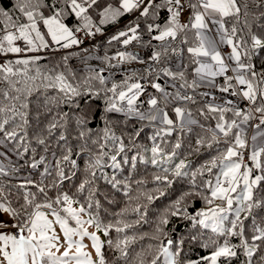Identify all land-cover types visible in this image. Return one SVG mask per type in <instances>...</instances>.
<instances>
[{"label":"snow or ice","instance_id":"obj_1","mask_svg":"<svg viewBox=\"0 0 264 264\" xmlns=\"http://www.w3.org/2000/svg\"><path fill=\"white\" fill-rule=\"evenodd\" d=\"M132 13L138 15L106 42L120 49L97 57L104 66L88 67L79 80L56 66L42 71L44 57L32 54L78 47ZM261 21L264 0H14L11 9L0 4V81L7 85L0 90L7 101L0 102V264H109V256L112 264L121 258L126 264L137 240L127 233L146 222L141 197L152 202L165 195L159 188L158 195L131 194L138 162L158 169V185L171 187L187 177L190 187L161 211L153 234L139 237L154 243L137 252L133 264H264V218L253 220L247 232L245 224L264 210ZM134 43L150 54L128 50ZM69 58L62 57L65 65ZM173 58L181 61L175 70ZM124 65L129 68L117 82L112 71ZM40 87L56 94L38 111L30 137L27 98ZM41 115L51 117L43 128ZM98 117L96 130L91 125ZM200 118L214 125L205 127ZM134 121L140 127H128ZM193 125L204 133L194 151L225 146L195 170L179 159ZM145 127L153 129L151 147L138 143ZM74 156L87 157L83 169ZM126 166L129 176L121 179ZM206 174L211 178L203 179ZM101 181L122 189L132 205L108 222L101 216ZM197 199L204 207L189 211ZM130 214L137 218L129 221ZM174 219L186 222L184 234L169 229ZM189 248L208 252L190 258Z\"/></svg>","mask_w":264,"mask_h":264},{"label":"trees","instance_id":"obj_2","mask_svg":"<svg viewBox=\"0 0 264 264\" xmlns=\"http://www.w3.org/2000/svg\"><path fill=\"white\" fill-rule=\"evenodd\" d=\"M14 3V0H0V4H2L5 8L11 9L12 4ZM138 15V13H132L125 15L120 18L118 23L116 24H108L104 26V34L100 35L99 39L95 41L92 44L79 46L76 48H70L60 53L55 54H41V53H32L38 54L42 57L39 61V65L41 67L42 71H47L48 69L53 68L56 66L57 71H63L65 73L71 71L76 74V79L79 80L85 76H87L89 73L87 72L88 67H103L100 59H97L96 56L91 55L92 52H95L98 54V57H102L105 52H107L109 55L120 49V45H114L109 47L107 45L108 38L117 33L120 30H123L125 26L134 19V17ZM162 15H164L162 13ZM258 15V14H257ZM98 22V21H97ZM71 24L75 23V19L72 18ZM260 23L264 24V21H261ZM43 31V28L41 29ZM254 31H257L258 34H260L258 30V26H254ZM99 45L97 48L96 46ZM129 47H132L134 51H138L141 54V50H144L142 52V56L145 58L150 54L148 49L140 48L139 45H136L135 43L133 45H129ZM84 49H87L88 51H83ZM73 53H79V55H73ZM68 55L70 58L67 61V65L64 64L62 57ZM264 55V54H262ZM15 57L12 56L9 59H14ZM96 64H93V63ZM177 62V63H176ZM180 59L179 58H173L172 66L175 70L176 68L180 67ZM140 67V66H138ZM137 67V68H138ZM124 75V71H118L115 72V74L112 76L115 81L119 82ZM39 84V81L37 82ZM7 88V85L5 82L0 81V90H4ZM171 90V89H169ZM149 92H152V89H149ZM55 90L47 89L45 90L43 87H40L39 91L33 92L31 96L27 98V102L29 105L28 111H29V119L31 121V125L29 128V135L31 137L32 131L37 127V120L36 116L38 111H42V106L44 105L46 98L54 96ZM0 102L7 103V101H3V98L0 97ZM81 106H83V102L81 103ZM55 110V109H54ZM64 111H67L68 109L66 107L63 108ZM121 115V119H122ZM51 117L47 115H41L39 119V127L43 128L44 125L50 120ZM201 124H204L205 127H211L214 125V121H204L203 118H200ZM100 126V119L99 117L97 120L91 125L96 130H99ZM128 127H140V124L138 122H133L132 124H129ZM117 134H120V129L117 128ZM153 129L151 127H145L144 132L142 133L141 137L138 140V143L147 147H151V141L149 140V137L152 134ZM203 131L201 130V127L199 125H193L191 132H186L182 139V147L179 150L180 156L179 159H185L186 162H191V169L195 170L198 168L201 164H204L205 162L209 161L213 156L217 155V148L223 149L225 146L223 144L214 146L212 149H208L206 147H202L199 152L194 151L196 148V140L199 136L203 135ZM171 143H174L176 140V136L173 135L169 138ZM71 143L74 145V152L78 150V145L76 144L75 138L71 139ZM53 150H55V146L53 144ZM150 155V154H146ZM75 159H77L78 164L80 165V168L83 169L84 162L87 159V157L84 156H74ZM49 159H51V156H49ZM247 161V160H246ZM29 170L25 169L22 175L27 174ZM217 169L213 170V173L215 174ZM130 169L129 167H125L124 172L121 174L120 178L124 179L129 176ZM154 174H161L159 173L158 169L153 167L151 164H143L138 162L137 168L134 172H131V180H132V195L136 196L139 193L148 192L151 194H157L156 189L159 188L161 191L165 192V195L159 196L158 199L147 202L141 197L140 203L146 204L147 212L145 215V221L142 222L139 225H136L133 229L128 231V235H135L137 236V240L135 243L131 244L129 246V259L126 262V264H133V260L135 257V254L137 252H140L142 248H146L148 244L154 243L150 239H143L140 240L139 237L143 236L145 234L151 235L154 233L155 229V223L159 217V214L161 211L167 207L171 202H173L183 191H187L190 187V180L189 178L185 177L183 179H179L176 182L172 184L171 187H167L165 185H158L153 181ZM34 179H39L38 176L33 177ZM171 178V177H170ZM211 177L209 175H205L203 179H210ZM136 180H143L145 183H143L140 186H137L135 184ZM200 178L198 177V182ZM78 182V180L76 181ZM13 184L19 183V179H13ZM99 186V198L101 200V204L103 206V209L105 211L101 212V216L105 220V222L112 221L113 220V214L116 212H119L121 209L125 208L126 206L129 207V209L132 207V205L127 204L128 198L124 195V192L122 189H113L110 185H107L104 182H98ZM68 185L65 184V188H67ZM261 188H264V184L261 185ZM35 191V189H33ZM52 195V193H50ZM204 207L203 201L201 200H195L192 207H190L189 211H194L195 209ZM106 212V214H105ZM129 221L136 219L137 217L135 214H130L126 217ZM261 218H264V210H257V214L253 219H250L245 222L246 224V232L251 230V226L253 223V220L259 221ZM175 228L176 232L178 234H184L186 230H188V225L186 222H180L176 221L175 219L173 222L169 225V229ZM112 238L115 240L118 238V234L116 232H112L110 234ZM107 237L105 238V240ZM208 250L206 249H200L197 248L195 250L189 248L187 250L186 255L190 258H196L201 255H206ZM243 257H241L242 259ZM109 264H112V257L109 256ZM120 264H125V261L123 258H121ZM234 264H240L239 261H235Z\"/></svg>","mask_w":264,"mask_h":264},{"label":"built area","instance_id":"obj_3","mask_svg":"<svg viewBox=\"0 0 264 264\" xmlns=\"http://www.w3.org/2000/svg\"><path fill=\"white\" fill-rule=\"evenodd\" d=\"M100 35L98 34L95 38H88V39H85V42L80 45V46H84V45H89V44H92L94 43L95 41H97L99 39ZM77 46H73L72 48H76ZM79 47V46H78ZM67 49H62V50H58V51H51V50H44V51H41L40 53L41 54H55V53H60V52H63ZM12 57V56H9L8 59ZM3 57H0V62H3ZM246 104V102H245ZM241 106H244L243 104ZM254 123V122H253ZM245 160H247V152H245ZM14 231V230H13Z\"/></svg>","mask_w":264,"mask_h":264},{"label":"rangeland","instance_id":"obj_4","mask_svg":"<svg viewBox=\"0 0 264 264\" xmlns=\"http://www.w3.org/2000/svg\"><path fill=\"white\" fill-rule=\"evenodd\" d=\"M128 50H130V51H134V49H132V47H128ZM136 51V50H135ZM142 52L144 51V50H141ZM142 52H141V54H142ZM91 55H94V56H96V57H98V54H96L95 52H92V54ZM177 63V62H176ZM93 64H96L95 62L93 63ZM139 65H132L131 67H138ZM129 68V65H124L123 66V69H120V70H113L112 71V76L115 74V72H118V71H124V69H128ZM106 75H108V73H106ZM217 95H219V93H217ZM145 99H146V97H145ZM5 219H7V217H5ZM90 230H94V229H90ZM101 237H102V239H105L106 237H104L103 236V234L101 233ZM86 243H88V241L86 240L85 241Z\"/></svg>","mask_w":264,"mask_h":264},{"label":"crops","instance_id":"obj_5","mask_svg":"<svg viewBox=\"0 0 264 264\" xmlns=\"http://www.w3.org/2000/svg\"><path fill=\"white\" fill-rule=\"evenodd\" d=\"M223 50L226 52L227 51V48H224ZM247 135H248L249 139L253 135V130L251 128L248 129Z\"/></svg>","mask_w":264,"mask_h":264}]
</instances>
